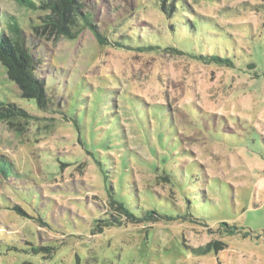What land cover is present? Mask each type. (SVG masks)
<instances>
[{"label": "rangeland", "instance_id": "374dc122", "mask_svg": "<svg viewBox=\"0 0 264 264\" xmlns=\"http://www.w3.org/2000/svg\"><path fill=\"white\" fill-rule=\"evenodd\" d=\"M83 1L109 44L0 0L49 99L0 61V264H264V0Z\"/></svg>", "mask_w": 264, "mask_h": 264}, {"label": "trees", "instance_id": "16d2710c", "mask_svg": "<svg viewBox=\"0 0 264 264\" xmlns=\"http://www.w3.org/2000/svg\"><path fill=\"white\" fill-rule=\"evenodd\" d=\"M16 1L28 9L43 8L50 11L41 18V24L34 27L39 33L49 32L50 34L75 39L79 36L84 26H89L101 44H109L108 38L93 23L92 13L85 11L83 0H40V4L36 0ZM4 25H7L8 30L3 26L0 28V61L6 67L9 78L19 86L23 95L29 99H34L39 107L46 108L49 99L45 89V82L37 75V60L26 44L23 28L16 17L7 14L5 15ZM113 45L127 47L128 44L115 40ZM157 47V45L150 43L147 49L151 51ZM168 49L181 54L184 53L175 47H169ZM198 57L207 60V63L216 62L232 65L229 59L216 55H200ZM25 116L28 117L29 114L16 103L0 100V122L12 124L10 120ZM112 204L115 212H119V215L113 217L108 224L121 223L122 220L120 219L123 216L134 222L140 220L123 202L114 200ZM157 216L156 210H147L143 218L154 220L159 218Z\"/></svg>", "mask_w": 264, "mask_h": 264}]
</instances>
